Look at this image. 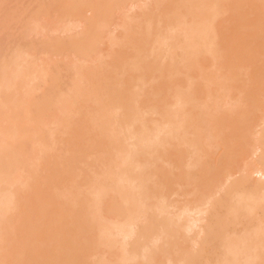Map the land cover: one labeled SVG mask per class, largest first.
<instances>
[{
    "label": "bare ground",
    "instance_id": "obj_1",
    "mask_svg": "<svg viewBox=\"0 0 264 264\" xmlns=\"http://www.w3.org/2000/svg\"><path fill=\"white\" fill-rule=\"evenodd\" d=\"M136 1L139 2V0H58L56 1L57 5L59 4V8H57L58 6L56 7L57 10L55 7L54 9L51 6L48 7V4L46 7L51 9L47 10L45 6L42 9L40 8L42 4L39 2L40 4H37L39 6L38 9L39 11H44L45 15L49 10L50 13L53 9L52 12H55L54 14L56 15L55 21L43 23L38 20L41 18H34L36 22L31 20L35 23L31 22L32 25H29L30 21L26 19L25 23L26 25L28 23V25L24 26L25 24L23 23V27L27 28L23 30L26 31L24 32L22 27L20 29L23 35L24 33L26 34L24 35L25 37L23 36L19 40L26 41L23 38H27L29 34H41L45 38H47L46 35H49V38L45 40L43 38L39 39V35H36L37 41L35 38V41L33 40L36 44L30 42L29 46H27L23 41L24 45L19 43L15 48L13 47L11 53L0 58V264H176L177 262L180 264H212V261L213 264L215 262L216 264H264V162H262L264 161V119H262L263 126L255 149V153L259 152L256 159L258 162L260 161L259 164L253 167L254 162L251 164L253 168L250 164L243 167L241 172L243 177L237 182L229 181L228 184L223 183L224 185L218 186L219 181H217L216 186L218 188H216L211 183L214 182L215 173L219 172L220 165H217L218 170L213 173L212 180L210 178L209 180L211 181L208 180L207 182V179L204 181L207 183L202 182L203 176L198 174L199 171H195L196 168L204 167V165L202 166V161L204 160L203 156H206L207 148L203 151L205 145L202 147V143L207 141L209 146L208 142L212 143L214 141L213 138H210L212 141L209 138L203 139L205 140L204 142L200 141V137L202 138V135H204L203 129L201 135L195 134L192 137L193 139L188 140L191 135L190 131L186 135L187 141L184 138L180 139L181 131L184 128L187 129L185 130L187 132L188 129L190 130L191 127L196 126L192 129L196 133L197 130H202H200L202 126L206 125L205 127H209L212 124L214 114L212 116L210 114L215 109L207 106L213 105V107H216L223 98L220 100V97H218L217 100V94H205L207 95H204L206 99L209 96L213 99L214 95L217 103H215L214 99H211V103L208 102L210 105L206 106L207 103L204 101L205 106L202 107L199 104L200 107H198L195 102L198 94L206 89L207 93H209L210 90L208 89H212L211 87L215 85H211L209 88L207 86L203 91L202 87L204 84L202 86L199 83L194 85L193 82L189 81L192 85H189L190 87L183 85L186 88L178 84V86L182 87L176 86L174 89L182 88L184 90L181 92L178 90V93L173 91V94L171 93V96L175 94L173 101L171 96L170 98L168 97L171 101L163 100L165 93L168 91H164V97L161 96V99L156 98L159 94H156V96L150 95L149 93L153 89L150 92V88L148 89V85L151 83L150 80L156 72L158 79L163 78L162 75L169 71L174 75L177 70L184 69L185 60L188 65H193L196 62L192 56L198 55L196 58L198 60L201 59V52H204L205 56L206 54L211 56V58L216 56L213 58L214 60L217 58V55L220 54H218L220 48L218 50L217 46L223 45L225 41L219 43V41L222 42V39L216 40L215 37L218 34L223 35L224 33L222 32L224 30L216 34L214 22L217 27L220 25L215 19L218 14L223 13L220 12V8L227 5H222L226 0H159L161 4L163 2L162 5L164 6V8L161 7L163 10L159 14L162 17L164 12L166 17L164 16L163 19H160L156 15V19L158 17L160 20L155 22V15L152 14L154 15L152 19V15L150 16V13L146 11L143 12L145 13V18L143 17L144 24V22H141V18L136 16L140 26L143 25L142 27L138 25V28L137 24L135 25L137 33L141 28L138 33L139 36L134 33L136 29H133L134 32L131 31L134 26L132 25V27L129 24V21L137 20L135 16L133 19L129 17L131 20L128 19L127 26L121 23L120 19L115 18L114 20V14L120 11L126 3L130 2L135 7ZM53 2L54 0L50 2V5ZM230 4L231 2L228 3L229 7H231ZM155 5L157 7L158 2ZM86 11L89 12L87 16L84 14ZM121 11L123 12V9ZM140 14H142V11ZM36 15L37 12L34 16L37 17L38 15ZM232 16L234 17L235 15ZM66 18H68L67 21L71 19V24L73 25L64 26ZM122 18L121 16V20H123ZM238 18L237 20H239ZM261 18L263 19V17ZM261 18L259 21H261ZM31 19L33 18L31 17ZM42 19L45 21V17ZM218 19L220 20V18ZM63 20L65 23L60 27V22ZM116 21L120 23H116ZM138 21L135 22L137 23ZM234 21L236 22V19ZM160 22H163L164 26H168L169 30H171L168 31L174 34L167 32L168 35H166V30L162 28L164 26ZM67 23L66 25H68ZM141 23L143 24L141 25ZM258 23L260 24V22ZM240 24L233 26L232 29L236 27L237 30ZM262 24L264 25V20ZM111 25L114 28L122 27L124 31L122 35L123 43L120 47L132 45V48L128 47L130 49L128 53L125 50L123 51L126 53L123 51L117 52L118 54L115 58H112L110 62L108 60L107 63L106 60L104 63L103 60H100L99 55H102V52L100 53L98 49L104 39H107V35L104 34ZM3 26L6 25L3 24ZM74 26L80 27V30L78 29L79 31H77L76 29V33H71L70 31L74 29ZM223 27L221 25L220 28L222 29ZM3 28L5 30V27ZM142 28H145V30H142ZM57 32H70V34H65L66 37L63 38L65 36L63 35L60 38L55 37L58 35ZM141 32L143 35L140 36ZM54 33L57 35L50 37V34ZM134 34L137 37H134ZM238 34L236 35L238 36ZM247 35H251L250 31ZM241 37L240 39L244 41V36ZM116 38L115 36L114 40ZM228 38L224 37L223 40H228ZM38 39L43 40L42 43L37 44ZM119 39L121 40V38ZM235 39L236 37L233 40ZM245 39L247 44L250 45V38L247 37ZM114 40L112 41L113 43H115ZM120 40L118 41L120 42ZM246 40L244 41L245 44ZM231 41L228 42L229 45H236L238 40L230 44ZM109 42L111 41L109 40ZM14 43L18 44V39ZM239 43L242 42H238V45H240ZM40 44L41 46L38 49L41 51L38 53L36 46ZM151 45H153L152 47L161 45L160 47H166V50L165 48H163L164 50L160 49L159 46L156 47L157 49L159 48L156 50L150 48ZM242 45L244 46V44ZM6 47L8 48L9 46ZM120 47L117 50L120 51ZM238 47L235 48L237 49ZM248 47H245V50L250 49ZM255 47L251 48L255 49ZM2 48L5 49L4 47ZM240 49L238 50L239 53L237 52L239 55L242 54ZM162 50L163 53L161 52ZM225 51L226 48L222 52ZM3 52H6V49ZM111 52V55H116L115 52ZM249 52L252 51L249 50ZM160 53H162L161 56H164L163 59L168 57L167 62L171 63L170 65L166 63L168 66L165 65L167 66L165 71L163 70L165 60L161 61L162 67L156 65V63L160 62L156 60ZM198 53H201L200 56ZM228 53L231 54L233 52L231 50ZM52 54L56 56L62 55V62H60V59L59 64L55 63V60L53 61L51 58ZM230 54L219 58V62L222 60L224 62V58L227 62H231ZM237 54L235 52L233 55L235 59ZM111 55L108 54V57L110 56L111 58ZM161 56L159 60H161ZM206 57H204V60L209 59ZM248 57L244 56L242 59H247ZM237 60L235 61L237 62ZM214 62L213 64H217L216 60ZM239 62H242L241 59ZM179 63L183 66L178 67ZM200 63L202 64V62ZM205 63H207V60ZM103 64L107 66L104 67ZM188 65L185 66L188 67ZM169 66L170 68H168ZM61 68L64 74L61 72ZM144 68L151 70L146 71L145 75L142 73L144 70L141 71ZM192 68L194 66L187 70L189 71ZM236 70L237 68H235V72ZM149 71L154 72L150 73ZM181 71L183 72V70ZM198 75L199 77L201 76V74ZM146 76L150 77L148 85L146 84L147 86H145ZM170 76L168 77L167 75L168 79L164 77L167 80H162L160 83L161 85L168 81V84H163L166 89L172 84L169 82H171L170 80L173 77L172 82L176 83L174 81L176 73L175 76H171V78ZM134 77L139 81H133ZM64 78L66 79L64 80ZM165 85L168 86L165 87ZM150 87H152V84ZM188 87L191 88V91L187 90L189 89ZM164 88H159L161 91L159 89L156 90L162 93ZM169 88L171 89L172 86ZM156 90L154 89L153 91L157 93ZM251 90L253 91V89ZM239 91L241 92V90ZM183 92L184 95H180ZM203 94L198 97L200 101V98H203ZM261 94L263 95L262 91ZM226 95L229 94H224V96ZM236 98L238 97L236 96ZM154 99H156V102H154ZM240 99L242 103V96H240ZM262 99L264 101V98ZM231 100H234V98ZM213 101L216 104L215 106L212 104ZM251 101H253L250 104L252 111L260 108L262 100L254 102L255 99L253 97ZM167 102L169 104L172 102V114H169L170 109H168L169 111L165 110V107L169 105ZM234 104H230V106L232 105L233 107L235 106ZM188 105L192 106H190V113L187 111L188 108H185ZM222 105L217 109L221 111L220 107H224ZM237 105L239 106V104ZM194 107H197V109H194ZM240 107H242L241 104L238 107V111H240ZM247 107L244 106V108ZM204 108H210L212 111L208 109L209 112L207 113L206 111L205 113ZM235 108L228 112L227 115L235 113L233 112ZM199 110L202 111L200 112ZM242 110L241 113L245 112V109ZM110 111L115 113H111V115ZM225 111L224 108L222 113ZM201 113H204L203 118H205L204 115L208 114L206 120H209L207 118L210 116L211 121L209 120L210 122L202 124ZM222 113L216 114L218 115L216 119ZM150 114L159 115L161 118L160 122L154 125V121H157L159 117L157 118L156 116L155 119L153 116L155 120H152L151 116L149 117ZM227 115L223 116L226 118ZM109 116L116 118L114 120L112 118L109 119ZM223 116L218 123L220 124L224 121V123L230 125V120L225 119ZM93 117H95L93 121L96 118H101L104 121L99 120V124L96 125L95 122L92 123L91 121ZM216 119L213 123L217 121ZM109 121H111L110 124L108 123ZM112 122L120 127L117 126L116 128L114 126L116 128L114 129L117 132L119 128L118 131L119 135L122 134L120 135L121 137L115 135L114 130H111L113 129ZM197 125L202 126L199 128ZM225 125L221 127L222 130L219 128L221 133ZM228 125L226 127L228 128L227 130L231 129ZM109 126H111V129H106ZM216 126H213L214 128L212 127V129H218L219 125ZM96 128L98 130H94ZM217 129V134L215 131L212 133L220 134L218 133L220 132L218 131L219 129ZM111 131L113 132L112 135ZM55 133L57 136L60 134L57 140H55ZM209 135L212 136L211 134ZM126 138H130L128 142L133 140L132 144L127 143L129 147L130 145L132 146L130 147L131 149L128 147L130 150L124 143ZM54 141L55 143L56 141L61 142L65 146L63 147L64 150H61L63 148L59 149V147L63 146L60 144H58L60 145L59 147L57 145L58 149H54L52 147L55 145H52ZM219 142L220 146L224 144V142L221 144L222 138ZM236 142L239 141L236 140ZM212 144L214 145V143ZM124 146H126L125 150L128 151L124 154L125 156L122 153L123 151L125 152ZM167 146L169 150L172 148L170 152L164 149ZM221 148L223 149V147ZM203 152L206 153L204 154ZM194 155H196V159L198 158L197 160L195 159L196 162L194 159L187 160L188 158H194ZM121 157L123 158L120 159ZM163 158H169L170 164H173L171 166L177 169V173L174 174L172 179H162L165 176L169 178L167 175L162 174V166L160 167L158 166L159 164L157 165L158 162L156 163L157 160L159 161L160 159L161 161ZM199 158H203V160L199 161L201 164L197 162L200 160ZM205 160L207 159L205 158ZM117 165L121 167L116 170ZM105 166L108 167V170L105 169ZM184 166L189 167L185 168L186 170L193 168L192 170L195 172L191 170L192 173H190L191 171L188 173V171H185ZM100 168L106 171L103 172ZM133 169L135 175L132 174ZM151 176L162 178L155 182L153 180H157V178L150 180ZM196 180L199 182L197 183ZM180 181H183L185 185L187 183L191 184L192 182L190 181H194V184H191L193 190L190 192L192 193L193 191L195 194L198 191L197 194L201 198V194L203 196L205 194L211 195L209 190L213 188H215L213 189L215 191L212 190L213 194L209 197L207 196L206 199L203 197L205 200L201 199L204 201L202 202L204 205L201 201L198 203L199 205L191 203V205H196L195 208H190L191 205L188 201L185 203L186 206L182 204V206L178 207L176 204L174 206V201H171V204H169L170 202L165 203V194L167 192L170 194L172 191L171 194H175L178 191L180 192V190L183 191L182 188H178V191H173L169 186L170 184L172 186V184L179 183L182 185ZM149 182L152 183L150 184ZM168 188L171 189L170 192ZM216 189L218 191L217 194L221 195L215 194L216 196L213 197L214 192H217ZM202 191L205 193H201ZM206 191L209 193H206ZM197 194L194 199L198 198L197 200H200ZM166 195L168 199V194ZM168 200L170 201L171 199ZM195 200L192 199L193 203ZM200 204L204 207H201ZM187 205L190 206L188 207ZM169 206L171 209L176 207H183V209L178 212L179 214L175 213L178 215L176 217L174 215L175 210L172 209L174 212H170ZM215 209H224V211L222 214L220 212L219 215L213 217L212 212L214 211V214L218 212ZM97 213H101V216L105 215L109 225L105 224L104 220L101 221V218L99 220L98 215L100 214L97 215ZM193 213L198 216L194 217L192 222L190 217L194 216ZM189 215L190 217L187 218ZM183 217L186 219H183ZM176 219L180 221H176ZM187 220L192 223L189 224ZM184 221L189 224L185 228L186 224H184ZM230 221H233V223H229ZM207 222L208 224L205 227H201ZM202 223L203 225H200ZM226 224H232V227H239L240 225V230L237 228V233H234L236 229L233 227L229 232L224 228L227 226ZM197 226H200L199 229L202 230L199 233V240H193L195 241L193 242L194 246L198 249L193 247L194 251L191 247L194 251L192 252L184 247V242L188 238L187 234H183V229L184 233L190 232V230L193 232L194 228H198ZM231 231L234 232L231 233ZM223 245H228V247L225 246L228 249L226 252H232L233 257L228 255L229 258H223L227 256L226 254L228 253L226 252L223 254L224 256L219 257V253H221L219 250L223 252ZM190 246L187 248L190 249ZM219 246H222L220 247L221 249ZM100 253L106 257H103ZM212 254H215L214 257L209 256ZM211 258L213 259L212 261Z\"/></svg>",
    "mask_w": 264,
    "mask_h": 264
},
{
    "label": "rangeland",
    "instance_id": "obj_2",
    "mask_svg": "<svg viewBox=\"0 0 264 264\" xmlns=\"http://www.w3.org/2000/svg\"><path fill=\"white\" fill-rule=\"evenodd\" d=\"M52 1V0H34V2H33V0H0V43H2V44H0V58L4 55V56H7L9 53H11V51H12V49H13V47L15 48V46H17V45H19V43L20 44H23V41H21V40H19L21 37H23L26 33H24V35H23V32L20 30L21 29V27H22V30L23 29H27V28H25V27H23V23L25 24L24 26H27L28 25V23H27V25H26V19L28 20V21H30L29 22V25H32V21H34L35 20V22H36V19H38V18H41V19H38V20H41L43 23L44 22H49V21H55V19H56V15L54 14L55 12H52V10L54 9V7H55V9H56V7L57 8H59V4L57 5V3H56V1H58V0H54V2L53 3H51V5H50V2ZM151 1V2H150ZM227 1V0H226ZM226 1H224V3L222 4V5H224V4H227V5H225L224 7L222 6L221 8H220V12H223V13H221V14H218V17H216V19H215V21H217V23H220V25H218V27H217V24L214 22V24H215V27H216V29H215V33L217 34V33H221V31H223L222 33H224L223 35L222 34H218L215 38H216V40H221L222 39V42L221 41H219V43H223L224 41L226 42H224V44L222 45H218L217 46V49L219 50V48H220V50H219V52H218V54L220 55V57H219V55H217V58L215 59L216 60V62H217V64H213V63H215L214 61V59L213 58H215V57H213V58H211V56H209V55H207L206 54V56H209V57H206L205 56V53L204 52H201L200 54H201V56H200V54H199V56L200 57H202L201 59H199V60H201V61H199L196 57L198 56V55H194V54H196V53H194L193 55L195 56H192L193 57V59H194V61L196 62V63H194L193 61V63H191V64H193V65H188V63H187V61L185 60L184 61V66L183 65H181L180 63H179V65H178V67L179 66H183L184 67V69L182 68V69H179V70H177V72H175L176 73V78L178 79H176L175 78V82L176 83H173L172 81H173V76H175V73H174V75H173V73H171L169 70H167V71H169V72H167V73H165L164 75H162V77L163 78H161V79H158V75H156L157 74V72H156V74H154L153 76H152V79L150 80V82L151 83H149V85L147 84L149 81V78L151 77L150 75V77L149 76H146L147 78H145L146 80H145V86H147L148 85V89L150 88V90H149V92L153 89H159V88H164V85L163 84H168V81L166 82V83H162L161 85H160V83H161V81L163 80V81H165V80H167L168 79V77L171 75L173 78H172V80H170L171 82H169V83H172V84H170L169 85V87H171L172 86V88L170 89L169 87H168V89H166V88H164L163 90H162V93H160V91L158 92V90H156L157 91V93L156 92H154L153 90V92L151 91L149 94L150 95H154V96H156V94H159L156 98H161V96L162 97H164V99L163 100H165V101H171L170 99H168V97L170 98V96L173 94L172 92L174 91V92H177L178 90H179V92H181L182 90H184V89H182V88H180V89H174L176 86H178V84H181L182 86L183 85H185V86H189V85H192L190 82H193V84L195 85L196 83H199V84H201V86L203 85V91H204V89H206L207 88V86H208V88H209V86H213V85H215L214 87H211L212 89H208V90H210V92L209 93H207V89L204 91V92H202V93H200V94H198V97H200L199 95H201V94H203V98H200L201 99V101L198 99V97L196 96V102H195V105L197 104L198 105V107H200L199 106V104H201L202 105V107H204L205 106V102L207 103L206 104V106L207 105H210V104H208V102H210L211 103V99H212V97L211 96H209V98H205V96H207V95H205V94H209V95H211V94H217V100H218V97H220V100H221V98H223L220 102H218V105H216V104H214V101H215V96L213 95V99H214V101L212 102V104H214V106L216 105V107H213V105H210V106H207V107H212L213 109H215V111L214 112H212L210 115L212 116L213 114H214V118H213V120H212V124L210 125V124H207V125H210L209 127H203L202 125V127L200 126V125H197L199 128H200V130L201 131H199V130H197V132L196 133H194L193 131L194 130H192V129H194L196 126H193V127H191L190 128V130L188 129V131L186 132L185 130H187L186 128H184V129H182V131H181V136H180V139L182 140L183 138H184V140H186L187 141V139H186V135H188V133H189V131L191 132V135L188 137V140L189 139H191L195 134H197V135H201V132L203 131V129H204V132H203V134L204 135H202L203 137L201 138L200 136V141H202V142H204L205 140H203V139H206V138H213V142L212 143H214V145L212 144V143H210V142H208L210 145L208 146V144H207V141H205V143H202V147H204V145H205V148L203 149V151H205L206 150V148H207V153H206V156L204 157L203 156V158H204V160H203V158H201L203 161V163H202V166L204 165V167H199V169H197L196 167V169H195V171L196 172H198V174H200L201 176H203V178H202V182H204V181H206V179H207V182H208V180L213 176V173H215L218 169H217V165L220 167L219 168V172L217 173H215V176H214V182H209V183H211L212 185H213V187H215L216 186V183H217V181H219L218 182V186L219 185H224L225 183L226 184H228V182L229 181H234V182H237L239 179H241L243 176V174H241V172H242V169H243V167H245L246 165L248 166L249 164H250V166H251V164H253L254 162H255V164H253L252 166L254 167L256 164H259V162H258V160H256L257 159V157H258V155H259V152H257V153H255V149H256V146H257V139L259 138V133L261 132V128H262V126H263V124H262V119H264V101H263V99L262 98H264V25L262 24L263 23V20H264V0H229V1H227L228 3L229 2H231V4H230V6L231 7H229L228 6V3L226 2ZM235 3H234V2ZM238 1H240V2H238ZM42 4V5H40V8H42L43 9V7L45 6V8H47V10L48 9H51L52 7H53V9L51 10V12L49 13V11H48V13H46V15H45V12L44 11H42V10H40L39 11V9H38V7L39 6H37V4L39 5L40 3ZM46 2V3H45ZM158 2V5H160L159 7H158V5H157V7H156V3ZM173 2V1H172ZM59 3V2H58ZM233 3H234V5H233ZM49 5L48 7H50L51 6V8H48V7H46V5ZM162 4H163V2H162ZM161 3H160V1L159 0H139V2L138 1H136V4H135V7L133 6V5H131V3L130 2H128V3H126V5L123 7V8H121L120 9V11H118V12H116L115 14H114V20H115V18H117V19H120V21H121V23H123V24H125L126 26H127V22H128V19H129V17L131 18V19H133V17L135 16V18H136V16H137V18L139 17V18H141V22H144L143 21V17L145 18V13H143V12H146L147 11V13L149 12L150 13V16L152 15V14H154L155 15V19H156V15L160 18V19H163L164 18V16L166 17V15H164V12H163V15H162V17H161V15L159 14V13H161L160 11L161 10H163L162 8H164V6L162 5ZM173 4H174V2H173ZM236 4H237V6H236ZM138 7H137V6ZM6 6V7H5ZM228 6V7H227ZM35 7H36V12H37V15H38V11H39V15L37 16V17H35L34 15L36 14V12L34 11V9H35ZM162 7V8H161ZM235 7H237V8H235ZM18 8V9H17ZM33 8V9H32ZM222 8L224 9L223 11H222ZM24 9V10H23ZM123 9V12L121 11ZM181 9V8H180ZM225 9H227V10H229V11H226ZM261 9H262V11H261ZM57 10V9H56ZM238 10V11H237ZM20 11H21V13H20ZM29 11H32V12H29ZM34 11V12H33ZM55 11V10H54ZM141 11H142V14H140L141 13ZM87 12V11H86ZM84 12V14H86L85 16H87V15H89V12ZM152 12V13H151ZM238 12V13H237ZM260 12H261V14H260ZM11 13V14H10ZM14 13V14H13ZM18 13V14H17ZM30 13H32L31 15H30ZM44 13V14H43ZM120 13V14H119ZM123 13V14H122ZM10 14V15H9ZM16 14H17V16H16ZM20 14V15H19ZM29 14V15H28ZM56 14H57V12H56ZM122 14V15H121ZM6 17H5V16ZM24 15V16H23ZM27 15V16H26ZM42 15H44V16H42ZM53 15V16H52ZM154 15H152L151 17H152V19H153V16ZM183 15V14H182ZM219 15H221V16H219ZM231 15V16H230ZM232 15H235L234 17L232 16ZM257 15V16H256ZM8 16V17H7ZM11 16V17H10ZM19 16H20V18H19ZM30 16V17H29ZM116 16H118V17H116ZM121 16L123 17L122 19L123 20H121ZM147 16H148V14H147ZM146 16V17H147ZM227 16V17H226ZM230 16V17H229ZM5 17V18H4ZM11 19H10V18ZM31 17L33 18V19H31ZM43 17H45V21H44V19H42ZM50 17H51V19H50ZM157 17V19H156V21L155 22H158V20H160L159 18ZM231 18L230 20H229V18ZM238 17H240V18H242V19H239ZM261 17H263V19L261 18ZM24 18H25V20H24ZM34 18H36V19H34ZM54 18V19H53ZM134 18V19H135ZM136 18V19H137ZM218 18H220V20L218 19ZM237 18L239 19V20H237ZM261 18V21H259V19ZM4 19H6L5 21H4ZM19 19V20H18ZM67 19L68 18H66V23L68 24V25H66V23H65V21L63 22H60V27L61 26H63V24H64V26H70V25H73V24H71V19H69V21H67ZM131 19H129V20H131ZM154 19V20H155ZM218 19V20H217ZM236 19V22L234 21ZM258 19V20H257ZM16 22H15V21ZM24 20V21H23ZM32 20V21H31ZM165 20V19H164ZM242 20V21H241ZM27 21V22H28ZM40 21V22H41ZM118 21V20H117ZM116 21V23H120V22H117ZM135 21H138V19L137 20H134V21H129L130 23V25L133 27L132 29H131V31L132 32H134L133 31V29H136V32H134L136 35H138V33L141 31V28L138 30L139 32L137 33V28H138V25L140 26V22L138 21L137 23L135 22ZM219 21V22H218ZM243 22V23H241V22ZM5 22V23H4ZM32 22V23H31ZM34 22V23H35ZM39 22V21H38ZM76 22H78V21H76ZM135 22V24H133ZM154 22V21H153ZM222 22V23H221ZM225 22H226V24H225ZM241 24H240V23ZM258 22H260V24L258 23ZM9 23V24H8ZM33 23V24H34ZM73 23V22H72ZM113 23V22H112ZM115 23V22H114ZM139 23V24H138ZM161 23V22H160ZM246 23V24H245ZM259 25H258V24ZM3 24L4 25H6L7 26V28H6V26H3ZM13 24V25H12ZM16 24V25H15ZM74 24H75V21H74ZM137 24V28H135L136 25ZM143 23H141V25H142ZM144 24H145V22H144ZM237 24H240L238 27H237V30H236V27H234V29H232L233 28V26H236ZM114 25V24H113ZM161 25L162 26H164V24H163V22L161 23ZM221 25H222V27H223V25H224V27L221 29L220 27H221ZM226 25V26H225ZM244 27H243V26ZM247 25V26H246ZM13 26V27H12ZM143 26V25H142ZM142 26H140V27H142ZM3 27H5V30H4V28ZM144 27H146V26H144ZM231 27V28H230ZM241 27H243V28H241ZM162 28H164L165 30H166V35H168L167 34V32H169V31H171V30H169V28H168V26H164V27H162ZM167 28V29H166ZM171 29H172V27H170ZM219 28H220V31H219ZM230 28V29H229ZM245 28V29H244ZM77 29V31H79L80 30V27L78 28V26H74V29L72 30V31H70L71 33H76L75 32V30ZM79 29V30H78ZM226 29V30H225ZM239 29V30H238ZM142 30H145V28H142ZM162 30V29H161ZM169 30V31H168ZM236 32H235V31ZM257 30V31H256ZM259 30V31H258ZM19 31H20V34H19ZM24 31V30H23ZM26 31V30H25ZM24 31V32H25ZM173 31V30H172ZM217 31V32H216ZM225 31H227V32H225ZM234 31V32H233ZM237 31H240V32H237ZM244 32V34H243V32ZM249 31H250V34L251 35H247V33L249 34ZM255 31V32H254ZM2 32V33H1ZM4 32V33H3ZM70 32H68V33H65V32H57V34L56 33H54V34H50V37H53L55 34L57 35V36H55V37H60V38H62V36L63 35H65V34H70ZM143 32V31H142ZM141 32V34H140V36L141 35H143V33ZM246 32V33H245ZM254 33V35H253V33ZM123 33H124V31H123V29H122V27H118V28H114V26H110L109 27V30H107V32L104 34V35H107V39L105 40L104 39V41L102 42V44H100L99 45V51H100V53L102 54V55H99V57H100V60H103V62L105 63V61H106V63L108 62V60H109V62L111 61V59L112 58H115V56H117V52H121V51H123V50H125L127 53L129 52V48L128 47H130V48H132L131 46H129V45H123L122 47H123V49H122V47H120L121 46V44L123 43V39H122V35H123ZM240 35H239V34ZM242 33V34H241ZM261 33V34H260ZM135 34H134V37H137V36H135ZM169 34H174V33H172V32H169ZM236 34H238V36L236 35ZM262 35V36H260V35ZM3 35V36H2ZM6 35V36H5ZM17 35H19L18 37H17ZM32 35V36H31ZM36 35L37 34H35V35H33V34H29L28 35V41H27V38H23V39H25L26 41H24L25 43L24 44H26L27 46H29V43L30 42H33V40H34V38L36 39V41H37V37H36ZM39 35V36H38ZM37 36H38V38L39 39H48L49 37V35H46L47 36V38H45V36L44 37H42L43 35H41V34H38ZM52 35V36H51ZM115 36L117 37L116 38V40H114V38H115ZM139 36V35H138ZM223 36V37H222ZM228 36H229V38H228ZM231 36H233V37H231ZM240 36H244V41L246 40L245 38H250V45H248L247 44V40H246V44L244 43V41H243V39H240ZM255 36V37H254ZM25 37V36H24ZM31 38V40H30V38ZM41 37V38H40ZM64 37H66V35L65 36H63V38ZM113 37V38H112ZM228 38V40L226 39H224L223 40V38ZM231 37V38H230ZM236 37V39L235 40H233L234 38ZM241 37V38H242ZM8 38V39H7ZM10 38V39H9ZM16 38V39H15ZM105 38V37H104ZM115 41V43H113L112 41V39ZM119 38H121V40L119 39ZM253 38V39H252ZM255 38H257V40H255ZM262 38V39H261ZM6 39V40H5ZM18 39V44L16 43H14V42H16V40ZM38 39V42H37V44H39L40 42L42 43V41L43 40H39ZM7 40H8V42H7ZM109 40L111 41V42H109ZM118 40H120V42L118 41ZM231 40H233V41H231ZM238 40V41H237ZM4 41H6L5 43H4ZM35 41V40H34ZM116 41H117V43H116ZM229 41H231L230 42V44H232L233 42L235 43L236 41H237V43H236V45L234 44V45H229L228 44V42ZM254 43H253V42ZM256 41V42H255ZM22 42V43H21ZM218 42V41H217ZM238 42H242V43H239L240 45H238ZM8 43V44H7ZM33 43H35V42H33ZM108 43H111V44H108ZM114 45H113V44ZM249 43V42H248ZM253 43V45H251ZM23 44V45H24ZM36 44V43H35ZM242 44H244V46L242 45ZM258 44H260L259 46H256V45H258ZM262 44V45H261ZM3 45V46H2ZM249 46L248 48H250V49H246L245 50V47L247 48V46ZM6 46H9L8 48L6 47ZM33 46V45H32ZM35 46V45H34ZM40 46H41V44L39 45V46H36L37 47V49H38V47L40 48ZM153 45H151L150 46V48H154V49H156V50H158L156 47H160L161 45H158V46H155V47H152ZM231 47V48H229V47ZM237 47V46H239L237 49L235 48V47ZM244 47V48H242V47ZM255 47V49L253 48H251V47ZM2 47H4L5 49H6V52H3V50L5 51V49H3ZM119 47H120V51L119 50H117V48L119 49ZM215 47V46H214ZM222 47V48H221ZM233 47V48H232ZM163 48H165V50H166V47H163ZM162 47H160V49H163ZM206 48H207V45H206ZM226 48V51L225 52H222L224 49ZM242 50H241V49ZM3 49V50H2ZM223 49V50H222ZM228 49V50H227ZM230 49V50H229ZM233 49H235L234 51H233ZM240 49V52L242 53L241 55H239V54H237V52L239 53V50ZM132 50V49H131ZM164 50V49H163ZM163 50L161 51L162 53H163ZM199 50H201V49H199ZM232 50V52L233 53H228V52H230ZM243 50H245L244 52H243ZM249 50H251L252 52H249ZM41 50H39L38 49V53L40 52ZM115 52L116 53V55L115 54H110V52ZM125 51H123V52H125ZM222 53H221V52ZM246 51H247V53H246ZM257 51V52H256ZM3 52V53H2ZM109 52V53H108ZM111 52V53H112ZM125 52V53H126ZM198 52H200V51H198ZM235 52H236V59H238L237 60V62L235 61L236 59L234 58V54H235ZM249 52V53H248ZM255 52V53H254ZM162 53H160L159 54V57L161 56V54ZM204 53V54H203ZM251 53V54H250ZM108 54L109 55H111V58H110V56L108 57ZM226 54H230V61L231 62H227V60L224 58V62H222V61H220L219 62V58H221V57H223L224 55L226 56ZM53 56H51V58L53 59V61L55 62V63H58L59 64V60H60V62H62V58H63V56L62 55H60V56H56V55H54V54H52ZM105 55V56H104ZM248 55H249V57H248ZM56 56V57H55ZM214 56V55H213ZM224 56V57H225ZM229 56V55H228ZM232 56V57H231ZM244 56H246V57H248L247 59H242ZM251 56H252V59H251ZM59 57V58H58ZM150 57V56H149ZM159 57H158V59H156V60H158V61H160L159 63H156V65H160L161 66V61L162 60H165V62L163 63L164 64V66L165 65H167L166 63H168L169 65L171 64V63H169V62H167V58L168 57H165V59H163V57L164 56H161L162 58H161V60H159ZM204 57H206V58H209L210 59V63H212V64H210L209 62H208V60L209 59H206L207 60V63H205L206 62V60H204ZM237 57H239V58H237ZM110 58V59H109ZM152 58V57H151ZM151 58H149L150 60H151ZM199 58V57H198ZM169 59V58H168ZM196 59H197V61H196ZM223 59V58H222ZM227 59H229V57H227ZM241 59V61L242 62H239L238 63V61ZM64 60V59H63ZM203 60H204V62H203ZM57 61V62H56ZM199 61V62H198ZM102 62V61H101ZM198 62V63H197ZM200 62H202V64L200 63ZM227 62V63H226ZM187 63V64H186ZM204 63V64H203ZM209 63V64H208ZM183 64V63H182ZM195 64H198V65H195ZM208 64V65H207ZM228 64V65H227ZM232 64H236V65H232ZM188 65V67H186V66ZM210 65H212V66H210ZM230 65V66H229ZM232 65V66H231ZM103 66L105 67V66H107V65H104L103 64ZM168 66V65H167ZM167 66H165L164 67V71L167 69ZM191 66H194V68H192V69H190V70H193V71H188L187 69H189V68H191ZM210 66V67H209ZM221 66V67H220ZM162 67V66H161ZM168 68H170V66L168 67ZM235 68H237V70H236V72H235ZM62 69V68H61ZM142 70H144V71H142ZM148 70H151V69H149V68H144V69H141V71H142V73H144L145 75H146V71L148 72ZM181 70H183V72L181 71ZM179 71H181V73H179L178 75H177V73L179 72ZM186 72V74H185V72ZM194 71H196V72H194ZM237 71H238V73H237ZM63 74H64V71H63V69H62V71H61ZM60 72V73H61ZM150 73L151 72H154V71H149ZM169 73V74H168ZM198 74H201V76L199 77V75ZM166 75V76H165ZM167 75H168V77H167ZM171 76H170V78H171ZM155 77H157L155 80H154V78ZM160 77V76H159ZM164 77H166V78H164ZM180 77V78H179ZM197 77H198V79H199V81L201 82H199L198 81V79H197ZM202 78V79H201ZM217 78V79H216ZM66 78H64V80H65ZM212 79H214L212 82H211V80ZM216 79V80H215ZM177 80V81H176ZM220 82H219V81ZM95 81V80H94ZM133 81H135V82H138L139 80L138 79H136L135 77L133 78ZM190 81V82H189ZM215 81V82H214ZM188 82H189V84H188ZM195 82V83H194ZM216 82H217V84H216ZM215 83V84H214ZM147 84V85H146ZM151 84H152V87H150L151 86ZM208 84H210V85H208ZM160 85V86H159ZM173 85H174V87H173ZM262 85V86H261ZM168 86V85H167ZM166 85H165V87H167ZM182 86H178V87H182ZM185 86H183V88L185 87ZM177 87V88H178ZM190 87V86H189ZM188 87V88H189ZM218 87H220V88H218ZM233 87V88H232ZM256 87V88H255ZM144 88V87H143ZM146 88V87H145ZM186 88V87H185ZM258 88V89H257ZM261 88V89H260ZM166 89V90H165ZM218 89H220L219 91H218V93H217V91L216 90ZM227 89H230V90H227ZM234 89V90H233ZM251 89H253V91L251 90ZM256 89V93L254 92V90ZM187 90H189V91H191V88H189V89H187ZM239 90H241V92L239 91ZM243 90V91H242ZM260 90V91H259ZM147 92H148V90H146ZM164 91H168V92H164ZM215 91V92H214ZM257 91H258V93H257ZM261 91L263 92V95L261 94ZM214 92V93H213ZM245 92V93H244ZM254 92V93H253ZM260 92V93H259ZM152 93V94H151ZM163 93H165V95L163 96ZM172 93V94H171ZM178 93V92H177ZM169 94V96H167ZM187 95H189L190 93H186ZM224 94H229V95H226V96H224ZM246 94H248V95H246ZM250 94H252V96L254 97V99H255V101L254 102H257V101H261L260 103H261V106H260V108L259 109H256V110H254V111H252L251 109H252V107H251V103L253 102V101H251L252 99H253V97L252 96H250ZM255 94V95H254ZM256 94H259V95H256ZM175 95V94H174ZM173 95V96H174ZM180 95H184V92L183 93H181ZM191 95V94H190ZM197 95V94H196ZM205 95V96H204ZM220 95V96H219ZM238 95H240V96H242V103H241V99H240V96H238ZM173 96H171V99H172V101L174 100V97ZM236 96L238 97V98H236ZM261 96V97H260ZM231 97V98H230ZM255 97H257V98H255ZM259 97V98H258ZM166 98H167V100H166ZM205 98V100H203ZM232 98H234V100H231ZM162 99V98H161ZM209 99V100H208ZM212 99V100H213ZM257 99H259V100H257ZM244 100V101H243ZM205 101V102H204ZM237 102V103H235V102ZM154 102H156V99H154ZM194 102V101H193ZM192 102V103H193ZM202 102H204V103H202ZM229 102H233V103H230V104H234L235 106H233L232 107V105L230 106V104H229ZM244 102V103H243ZM249 102V103H248ZM152 103V102H151ZM168 104H169V102H167ZM215 103H217V101H215ZM224 103V104H223ZM189 104V103H188ZM191 104V103H190ZM204 104V105H203ZM223 104V105H222ZM237 104H239V106H240V104H241V106L242 107H240V111H238V105ZM194 105V106H195ZM224 106V107H220L221 108V111L220 110H218L219 109V106ZM237 105V106H236ZM246 107V106H248L247 108H249V109H247V108H244V106ZM169 106V107H168ZM172 102H170V104L169 105H167V107H165V110H168V109H170V112H169V114H172ZM187 106V105H186ZM185 106V108H188L187 109V111H189V113H190V106L188 105V107H186ZM171 107V108H170ZM192 107V106H191ZM234 107H236L235 109H236V111H235V109H234V111L233 112H235V113H233V114H231V115H233L231 118H230V116L231 115H227V113L228 112H230V111H232V109L234 108ZM197 109V107H194V109ZM210 108H208V109H210ZM218 108V109H217ZM224 108H225V112H223L222 113V111H224ZM227 108V109H226ZM194 109H192V110H194ZM202 109V108H201ZM208 109H206V108H204V111H205V113H206V111H207V113L209 112L208 111ZM228 109H230V110H228ZM242 109H245V112H242L241 113V111H243ZM184 110H186V109H184ZM211 111H212V109H210ZM249 110V111H248ZM251 110V111H250ZM114 111V110H113ZM169 111V110H168ZM194 111H197V110H194ZM200 111V110H199ZM202 111V110H201ZM200 111V112H201ZM203 111V112H204ZM218 111H220V113H218ZM167 112V111H166ZM236 112H237V114H236ZM112 113V111H110V114ZM113 113H115V112H113ZM112 113V114H113ZM222 113V115L218 118V119H216V117L218 116V115H216V114H221ZM225 113V114H224ZM241 113V114H240ZM109 114V115H110ZM111 114V115H112ZM204 114V113H203ZM203 114L201 113V118H203ZM243 114V115H242ZM115 115V114H114ZM223 115H227V117L225 118ZM246 115H247V117H246ZM151 116V117H150ZM155 117V119H156V116L157 115H155V114H153V115H149V117L153 120L154 119V117ZM208 116V114L205 116L204 115V117L205 118H203V121H202V124H204V123H208V121L211 119L210 118V116H209V118H207V119H209V120H206V117ZM224 117L225 119H227V120H230L229 121V123H230V125H228V123L226 124V123H224V121H223V123L221 122L220 124L218 123L219 122V120L221 119V117ZM159 117V115L157 116V118ZM242 117V118H241ZM245 117V118H244ZM110 118H112L111 116H109V119ZM116 118V117H115ZM114 117L112 118L113 120L115 119ZM223 118V119H224ZM229 118V119H228ZM93 119H95V117H93L92 118V123H96V125L97 124H99V120H101V121H104V120H102L101 118H96V120L95 121H93ZM154 119V120H155ZM161 118L159 117V119L156 121H154V125L156 124V123H158V122H160L159 120H160ZM217 120L216 122H214L213 123V121L214 120ZM246 119V120H245ZM101 121H100V123H101ZM211 121V120H210ZM209 121V122H210ZM222 121V120H221ZM225 122H227V121H225ZM109 124L111 123V121H109L108 122ZM216 123H218V124H216ZM113 124V125H112ZM112 126H113V129H111L110 127L111 126H109V127H107L106 129H111V130H114V134L115 135H119V126L116 124L115 125V123L114 122H112ZM150 124H152V123H150ZM201 124V123H200ZM214 124V125H213ZM225 125L224 127V130H223V132L221 133V131H220V129H221V127H223V125ZM216 125H219V127H218V129L217 128H215V129H212V127L214 126H216ZM221 125V126H220ZM227 125L229 126V128L231 127V129H229V130H227L228 128H226L227 127ZM233 125V126H232ZM106 126H107V124H106ZM114 126H116V128H117V126L119 127L118 129H117V132H118V134H116L117 132H115V127ZM213 127V128H214ZM217 127V126H216ZM234 127V128H233ZM115 128V129H114ZM188 128V127H187ZM197 129V128H196ZM207 129H208V131H207ZM216 129L218 130V131H220V132H218V133H220V134H218V135H216L217 133H216ZM237 129V130H236ZM94 130H98V128H96V129H94ZM222 130V129H221ZM233 130V131H232ZM184 131H185V134H184ZM207 131V132H206ZM210 131H211V133H210ZM215 131V133H212V132H214ZM108 133V132H107ZM121 133V132H120ZM110 134V133H109ZM113 134V132L111 131V135ZM193 134V135H192ZM209 134H211L212 136H210ZM214 134V135H213ZM55 135H56V133H55ZM120 135H122V134H120ZM119 135V136H120ZM208 135V136H207ZM216 135V136H215ZM58 136H60V134H58ZM57 135L54 137L55 138V140H57V139H59V137H58ZM219 136H220V138H219ZM121 137V136H120ZM54 138H53V140H54ZM216 138H219V139H216ZM221 138H222V142H221V144L224 142V144L225 143H227V144H223V145H221L220 146V142L219 141H221ZM52 139V138H51ZM129 139L130 138H126V141L124 142V143H126V146H127V148L129 147V145L128 144H132L133 143V140L131 141V142H128L129 141ZM193 139V138H192ZM225 139V140H224ZM208 140V139H207ZM211 140V139H210ZM217 140V141H216ZM236 140L237 141H239V142H236ZM209 141V140H208ZM212 141V140H211ZM59 142V141H58ZM57 141H56V143H55V141L53 142V144L52 145H54V146H52L54 149H58L57 148V145L58 144H60V145H63L61 142H59L58 143ZM217 142H219V143H217ZM229 142V143H228ZM128 143V144H127ZM207 144V145H206ZM216 144H217V146H216ZM229 144V145H228ZM236 144V145H235ZM238 144V145H237ZM60 145H58V147L60 146ZM220 147H219V146ZM126 146H124V150L126 149ZM207 146V147H206ZM210 146H212V147H210ZM225 146H228V147H225ZM230 146V147H229ZM63 147H65L64 145L63 146H61V147H59V149H61V148H63ZM130 147H132L131 145H130ZM129 147V148H130ZM183 147V146H182ZM217 147V148H216ZM221 147H223V149L221 148ZM236 147V148H235ZM128 148V150H130ZM209 148V149H208ZM211 148H213V149H211ZM227 150L228 149V151H226L225 149ZM230 148V149H229ZM164 149H166V150H169V147L167 146V147H165ZM171 149L172 148H170V150L168 151V152H170L171 151ZM61 150H64V148L63 149H61ZM60 150V151H61ZM225 150V151H224ZM210 151V152H209ZM128 151H126L125 150V152L123 151L122 153H123V156H125L124 154H126ZM209 152V153H208ZM121 155V154H120ZM120 155H119V157H120ZM191 156V155H190ZM195 157L194 158H188L187 160L189 161V159H194V161H195V159H196V155H194ZM149 157V156H148ZM192 157V156H191ZM198 157V156H197ZM123 157H121L120 159H122ZM205 158L207 159V160H205ZM92 159V158H91ZM198 159V158H197ZM196 159V160H197ZM200 159V158H199ZM201 159L200 160H198L197 162H199V161H201ZM90 160V159H89ZM169 160V161H168ZM118 161H120V160H118ZM185 161V160H184ZM184 161H183V163H184ZM193 161V160H192ZM158 162V163H157ZM170 159L169 158H163V160H161L160 161V159H159V161L157 160L156 161V163H157V165L158 166H162V168H161V170H163L162 171V174H165V175H167L169 178H166V176L165 177H161L162 179H172V177L174 176V174L175 173H177L176 171H177V169L174 167V166H171V164H170ZM196 162V161H195ZM262 162H264V161H262ZM261 162V163H262ZM200 163V162H199ZM161 164V165H160ZM201 164V163H200ZM173 165V164H172ZM115 166V165H114ZM197 166H198V164H197ZM199 166H201V165H199ZM251 166V167H252ZM101 167V166H100ZM102 167H103V165H102ZM106 167V166H105ZM104 167V168H105ZM121 166L120 165H117L116 166V170L118 169V168H120ZM252 167V168H253ZM187 169V168H189V167H185L184 166V169ZM100 169H102V171L104 172V171H106V170H103V168H100ZM105 169H107L108 170V167H106ZM115 169V168H114ZM164 169H165V171H167V172H165L164 171ZM182 169V168H181ZM184 169H182V170H184ZM185 169V171H188V173H189V171H191L193 168H190V169H188V170H186ZM203 171H202V170ZM116 170H114V171H116ZM181 171V170H180ZM193 171V170H192ZM192 171L190 172V173H192ZM195 171H193V172H195ZM101 172V171H100ZM131 172H132V170H131ZM135 171H134V169H133V173L132 174H134L135 175V173H134ZM163 172H165V173H163ZM182 172V171H181ZM201 172H202V174H201ZM217 174V175H216ZM133 175V176H134ZM199 175V176H200ZM161 176H163V175H161ZM198 176V177H199ZM220 177V179H218L219 177ZM155 176H151L150 177V180L151 179H156L157 178V180H153V181H155V182H158V180H160L161 178H159V176H157L156 178H154ZM255 177V176H254ZM159 178V179H158ZM213 178V177H212ZM212 178H211V180H212ZM215 178H216V180H215ZM203 179H205V180H203ZM211 180H209V181H211ZM180 182H182V185L179 183V184H175V185H173L172 184V186H171V184L169 185L171 188H172V190L174 191H178L179 189L178 188H182L183 189V191L182 190H180V192L178 191V193H175V194H171V189H169V192H170V194L167 192L166 194H168V199H171L170 201L167 199V195L165 194V196H166V198H165V203H169V204H171V201L174 203V206H175V204H176V206L178 207V206H182V204L183 205H185V203H186V201H188L189 203H190V205H191V203L192 204H198V203H200V201H201V203L202 202H204L203 200H201V199H204L203 197H205V199H206V197L208 196H211L212 194H213V191H215V190H213V189H215V188H213V189H211V190H209L211 193H209L208 191H206V193L208 192L209 194H211V195H207V194H205L204 196L201 194V193H203L204 191H202L200 194H201V196H202V198L200 197V195L199 194H197V192H195V194L193 193V191H192V193L190 192L191 190H193L192 188H193V186H191V184H194L193 182L194 181H190V182H192L191 184L190 183H187L186 185L185 184H183V181H180ZM185 182H186V180H185ZM188 182V181H187ZM196 182L198 183L199 181H197L196 180ZM207 182H204V183H207ZM231 182V183H232ZM123 183V182H122ZM126 183V182H125ZM124 183V184H125ZM150 183V182H149ZM152 183V182H151ZM150 183V184H151ZM174 183V182H173ZM224 183V184H223ZM127 184H129V183H127ZM190 184V185H189ZM181 187H180V186ZM199 185V184H198ZM195 186V185H194ZM218 186H216V188H218ZM220 188V187H219ZM213 190V191H212ZM216 191H217V189H216ZM185 192H186V194H185ZM189 192V193H188ZM205 193V192H204ZM203 193V194H204ZM218 193V191L215 193L214 192V195H213V197L214 196H216L215 194H217ZM221 193V192H220ZM194 194V195H193ZM197 194V196L199 195V197H200V200H195L194 198V196ZM170 195V196H169ZM218 195V194H217ZM221 194H219L218 196H220ZM196 196V197H197ZM219 198V197H218ZM166 199H167V201H166ZM191 199V200H190ZM192 199L193 200H195V202L193 203V201H192ZM204 199V200H205ZM177 203H176V202ZM172 203V204H173ZM196 204V205H197ZM203 205H204V203H202ZM202 204H200L201 205V207H204ZM189 205V206H190ZM196 205H191L190 206V208L192 207V208H195L196 207ZM199 205V204H198ZM186 206V205H185ZM188 206V205H187ZM188 206V207H189ZM172 208L173 210H175V212L170 208V206L168 207V209L170 210V212L172 211V212H174V215L177 217L178 215H176L175 213H177V214H179L178 212H181V210L183 209V207H179V208ZM201 207H199V208H201ZM197 208H198V206H197ZM215 210H217V209H215ZM218 212H216L215 214H214V211L212 212V215H214L213 217H215L216 215H219L220 214V212H221V214L223 213V211H224V209H220V210H217ZM98 214H100V215H98ZM102 214H104V213H102ZM194 214V213H193ZM99 217H98V216ZM97 217H98V219L99 218H101V221L102 220H104V223L105 224H107V225H109V221H107L108 219H106V216L104 215H102L101 216V213H97ZM192 215V214H191ZM101 216V217H100ZM175 216H173V217H175ZM198 216V215H197ZM195 214H194V216L192 217H190V215L189 216H187V218L188 217H190L191 218V221H192V219L194 218V217H197ZM175 217V218H176ZM230 217H232V216H230ZM174 218V219H175ZM185 217H183V219H184ZM181 219V218H180ZM182 219V220H183ZM186 219V218H185ZM229 219H232V218H229ZM229 219H228V221H229ZM100 220V219H99ZM176 221H180V220H178V219H176ZM187 221H189V224H191L192 222L190 221V220H187ZM228 221H227V224H228ZM107 222V223H106ZM185 222V221H184ZM183 222V223H184ZM233 223V221H230L229 223ZM182 223V224H183ZM181 224V225H182ZM184 224H186L185 226H184ZM183 224V226H184V228L186 227V226H188L189 224L187 223V222H185ZM188 224V225H187ZM208 224V222L205 224V225H203V223L202 224H200V225H203V226H201V227H205L206 225ZM214 224V223H213ZM226 224V225H227ZM226 225H224V226H226ZM230 225V224H229ZM229 225H227L226 227H224L225 229H227L228 231L229 230H231L233 227H235V226H229ZM236 225V224H235ZM211 226H212V224H211ZM242 226V225H241ZM182 227V226H181ZM196 227V226H195ZM198 227V226H197ZM200 227V226H199ZM199 227L198 228H194V231L193 232H191L192 230H190V232H185L184 233V229H183V234H187L186 236H187V241L186 242H184V247H185V249H187V250H189V251H192V252H194L195 250H194V248H197L196 246H194V244H193V242H195V241H193V240H199V238H200V236H199V233H200V231L202 230V229H199ZM237 228H238V230H240V225H239V227H235L234 229H236V232H234V233H237ZM222 230H224V229H222ZM227 230H225V231H227ZM227 231V232H228ZM224 232V231H223ZM230 232V231H229ZM228 232V233H229ZM232 231H231V233H233ZM228 233H227V235H228ZM189 234V235H188ZM201 235V234H200ZM229 235H230V233H229ZM186 236H184V237H186ZM199 237V238H198ZM186 239V238H185ZM219 242V241H218ZM188 244H190V245H188ZM192 244H193V246H192ZM117 246H118V244H117ZM190 246V249L189 248H187V247H189ZM225 246L226 245H223V247H224V249H225V251H224V249H222L223 250V252L221 251V250H219L221 253H219V257L220 256H222L223 254H225V252H226V250H228V249H226L225 248ZM193 248V250H192V248ZM220 247H222V246H219V248ZM226 247H228V245L226 246ZM230 247V246H229ZM231 248V247H230ZM229 248V249H230ZM198 249V248H197ZM221 249V248H220ZM218 250V249H217ZM215 253H216V251H215ZM226 253H228V254H226L227 256H225V257H223V258H225V259H227V257L229 258V256L228 255H232V257H233V253L232 252H226ZM232 253V254H231ZM119 254V253H118ZM100 255H102V253H100ZM107 255V254H106ZM215 255V254H214ZM214 255L212 254V255H209L210 257H214ZM216 255H217V253H216ZM103 257L105 256L104 254L102 255ZM101 256V257H102ZM224 256V255H223ZM106 257V256H105ZM209 257V258H210ZM218 257V256H217ZM215 258H216V256H215ZM213 259L211 258V261H212ZM215 261H216V259H214ZM176 264H180L179 262H177ZM212 264H213V261H212ZM215 264H216V262H215Z\"/></svg>",
    "mask_w": 264,
    "mask_h": 264
}]
</instances>
